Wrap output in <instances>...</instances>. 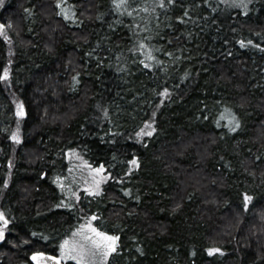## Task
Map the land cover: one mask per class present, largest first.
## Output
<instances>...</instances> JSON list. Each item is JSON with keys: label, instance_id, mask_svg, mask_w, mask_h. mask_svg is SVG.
I'll return each instance as SVG.
<instances>
[{"label": "trees", "instance_id": "1", "mask_svg": "<svg viewBox=\"0 0 264 264\" xmlns=\"http://www.w3.org/2000/svg\"><path fill=\"white\" fill-rule=\"evenodd\" d=\"M0 3V264L82 222L119 237L104 264H264V0Z\"/></svg>", "mask_w": 264, "mask_h": 264}, {"label": "snow or ice", "instance_id": "2", "mask_svg": "<svg viewBox=\"0 0 264 264\" xmlns=\"http://www.w3.org/2000/svg\"><path fill=\"white\" fill-rule=\"evenodd\" d=\"M113 2L117 3V0H113ZM126 3H127V0H119V2L117 3V7H121L122 5H124ZM173 3H175V0H159V7L164 8L166 6V4H173ZM147 10L148 9L145 8V11H147ZM129 15H131V13H129ZM185 15H187V12H185ZM65 18H67V14H65ZM8 26L10 27L11 25H8ZM4 27H5V25L0 24V31H2L4 29ZM248 43L250 44L251 41H249ZM240 44H241V47L245 46L244 41H240ZM141 47L142 48L144 47L143 43L141 44ZM257 47H259V45H257ZM148 58L154 59V57H152L150 53L148 54ZM147 66L148 65H146V67ZM8 74H9L8 69L5 68L4 74H3V76H0V79H7ZM166 93H167V89L164 90L163 94H166ZM23 109H24L23 104L18 105V111H17L18 116L23 117L25 115V112ZM233 120L235 121L234 117H233ZM239 126H240L239 121H235V127H233L231 130L235 131L236 128H238ZM146 127H147V125H146ZM153 131H154V129H153ZM144 134L151 135V132L145 133L144 130H141L140 133H137V135H144ZM12 139L19 142V137L15 133L13 134ZM130 163H132L133 165H137L136 160H132ZM9 166H11V163ZM89 167H91V166H89ZM94 171L97 173L103 171V165H101L97 169H94ZM101 179H103V178H101ZM99 183H100V181H96V192L97 193L99 191ZM61 187H63V185H61ZM250 199H251L250 196L245 195L246 201H248ZM92 219H96V217L93 216ZM0 221L3 222L2 224H0V240H3L5 238V229L7 228V225L9 223L3 211H0ZM86 227H88L89 230L91 231V233L94 234L91 236L85 235L83 237V239L85 241H87L88 243L85 244V243H81L79 241H71L70 242L68 240H65L60 246L61 250H62V256L75 259L77 261V264H96L97 260H100L101 264H104V262L107 261V258L112 253L117 251V241L119 240V237L114 236V235H109L106 232H101L99 229L92 227L91 224L87 225ZM208 251L211 254V253H215V252H220V249L211 248ZM45 255L46 254L43 252H35L32 254V260L35 261L36 264H40L39 258L44 257ZM49 258L53 261H57V264H59V259H60L59 257L52 256Z\"/></svg>", "mask_w": 264, "mask_h": 264}, {"label": "rangeland", "instance_id": "3", "mask_svg": "<svg viewBox=\"0 0 264 264\" xmlns=\"http://www.w3.org/2000/svg\"><path fill=\"white\" fill-rule=\"evenodd\" d=\"M1 6H2V3H0V8H1ZM0 24H3L1 22V20H0ZM0 34L3 36V38L6 41V44L8 46V53L10 55H12L13 49H12V45H11V43L9 41L8 31L6 30V27H4V29L2 31H0ZM20 104L21 103L16 102V104H15V112L18 111V105H20ZM146 125H147L146 129H148V128L150 129V126H149L150 124L148 125V123H147ZM18 131L19 130L16 129L14 133L18 135L19 140H20V133ZM12 137H13V135H12ZM80 155L81 154H79V156ZM89 166H91V167H89ZM97 168H99V167H93L92 165H90L89 163L83 161L82 159H77V160H75V162L74 161L71 162V166L69 167V169L67 171L68 172V175H67L68 178L67 179H68V181L70 183L69 186L74 188L75 191H79V190H81V188L86 189L85 191H87V190L96 191V181H100V183H99V191H100L102 184L104 182H106V180L108 179V175L104 174L103 173L104 171H101L99 173L95 172L94 169H97ZM101 178H103V179H101ZM89 224H90L89 222H87V223L82 222L81 225L78 228H76V230L72 231L68 235V237L66 239H64V241L65 240H68L70 242L71 241H79L81 243L87 244L88 242L85 241L83 239V237L85 235H89V236L94 235L93 233H91L89 228L86 227ZM5 232H7V228L5 229ZM0 241H2V240H0ZM64 241H62L61 244ZM61 244H60V246H61ZM56 257L60 258L59 259V263L60 264H67L68 260L70 262L72 261L75 264H77V261L75 259L62 256V250L61 249H60V252H59V256H56ZM96 264H101V261L97 260Z\"/></svg>", "mask_w": 264, "mask_h": 264}, {"label": "water", "instance_id": "4", "mask_svg": "<svg viewBox=\"0 0 264 264\" xmlns=\"http://www.w3.org/2000/svg\"><path fill=\"white\" fill-rule=\"evenodd\" d=\"M49 257H52V256L45 255L44 257L40 258V262L45 263V264H57V261H53Z\"/></svg>", "mask_w": 264, "mask_h": 264}, {"label": "flooded vegetation", "instance_id": "5", "mask_svg": "<svg viewBox=\"0 0 264 264\" xmlns=\"http://www.w3.org/2000/svg\"><path fill=\"white\" fill-rule=\"evenodd\" d=\"M2 223H3V222H2ZM46 255H48V254H46ZM50 256H53V255H50ZM40 258H42V257H40ZM40 258H39V259H40ZM40 264H45V263H41V262H40Z\"/></svg>", "mask_w": 264, "mask_h": 264}]
</instances>
